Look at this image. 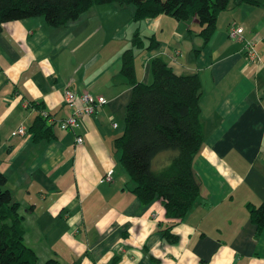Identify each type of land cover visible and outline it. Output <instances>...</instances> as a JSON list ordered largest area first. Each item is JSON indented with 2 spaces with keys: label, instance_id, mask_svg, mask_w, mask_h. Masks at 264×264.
<instances>
[{
  "label": "crops",
  "instance_id": "1",
  "mask_svg": "<svg viewBox=\"0 0 264 264\" xmlns=\"http://www.w3.org/2000/svg\"><path fill=\"white\" fill-rule=\"evenodd\" d=\"M134 11L104 4L60 27L44 17L3 26L0 171L19 204L25 245L36 264H264V228L249 211L264 204V7L231 4L206 47L195 19L134 21ZM231 25L256 43L260 62L229 37ZM136 33L145 45L135 50L139 82L153 81L155 58L201 79L205 138L194 160L201 195L180 221L160 200L141 204L114 144L132 93L122 55ZM152 36L159 46L147 50ZM67 89L107 100L73 131L59 127L73 112ZM42 111L54 120L55 137L36 142L30 128ZM21 126L26 133L15 134ZM172 225L177 239L169 242L163 231Z\"/></svg>",
  "mask_w": 264,
  "mask_h": 264
},
{
  "label": "trees",
  "instance_id": "2",
  "mask_svg": "<svg viewBox=\"0 0 264 264\" xmlns=\"http://www.w3.org/2000/svg\"><path fill=\"white\" fill-rule=\"evenodd\" d=\"M116 4L135 8L133 20L168 15L177 21L195 19L206 47L217 30L219 15L231 4L263 6L264 0H0V34L7 22L44 17L60 27L76 21L94 6ZM138 33L132 47L122 55V74L131 85V99L125 109V130L115 140L120 161L135 183L133 193L144 206L160 200L166 216L184 220L201 195L194 160L204 143L201 121L202 84L199 75H180L162 58L151 63L153 81L137 80L135 50L144 48ZM159 46L150 38L147 50ZM43 112V111H42ZM33 140L55 137L52 124L41 113L30 128ZM0 171V264H36L37 256L24 243L19 204L6 188ZM251 220L258 231L264 228V204L250 206ZM173 225L163 231L167 241H175ZM46 264H58L49 260Z\"/></svg>",
  "mask_w": 264,
  "mask_h": 264
},
{
  "label": "built area",
  "instance_id": "3",
  "mask_svg": "<svg viewBox=\"0 0 264 264\" xmlns=\"http://www.w3.org/2000/svg\"><path fill=\"white\" fill-rule=\"evenodd\" d=\"M229 37L234 41H244V53L247 59L251 62H260V56L256 49V43L244 38V28L237 25H231L228 28ZM64 99L67 104L73 107L72 114L59 123L61 130H75L80 126L81 120L85 116H93L99 109H101L107 100L103 96H93L89 93L77 95L71 90H65ZM42 114L48 119L49 124H53L54 120L45 111ZM117 127V124H113ZM26 133L23 126L19 127L15 134L24 135ZM84 139L82 136L77 137V143H83ZM110 180V175L107 177Z\"/></svg>",
  "mask_w": 264,
  "mask_h": 264
},
{
  "label": "rangeland",
  "instance_id": "4",
  "mask_svg": "<svg viewBox=\"0 0 264 264\" xmlns=\"http://www.w3.org/2000/svg\"><path fill=\"white\" fill-rule=\"evenodd\" d=\"M110 5V4H109ZM116 5V4H115ZM116 6H118V5H116ZM124 9L125 10H134V7L131 5V6H127V7H124ZM192 20V19H191ZM162 25H163V27H162ZM164 28V31H166L167 30V20H164L162 23H161V25H160V28ZM161 33H162V30L160 29L158 32H157V35H159V37H162L161 36ZM166 35V34H165ZM164 35V36H165ZM167 53V52H166ZM165 57H167V56H165Z\"/></svg>",
  "mask_w": 264,
  "mask_h": 264
}]
</instances>
